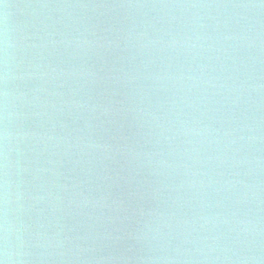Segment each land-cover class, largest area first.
Returning <instances> with one entry per match:
<instances>
[{"label": "water", "instance_id": "obj_1", "mask_svg": "<svg viewBox=\"0 0 264 264\" xmlns=\"http://www.w3.org/2000/svg\"><path fill=\"white\" fill-rule=\"evenodd\" d=\"M4 264H264V0H0Z\"/></svg>", "mask_w": 264, "mask_h": 264}, {"label": "clouds", "instance_id": "obj_2", "mask_svg": "<svg viewBox=\"0 0 264 264\" xmlns=\"http://www.w3.org/2000/svg\"><path fill=\"white\" fill-rule=\"evenodd\" d=\"M0 264H4V261L3 260H0Z\"/></svg>", "mask_w": 264, "mask_h": 264}]
</instances>
